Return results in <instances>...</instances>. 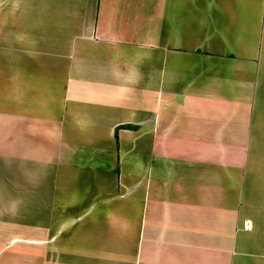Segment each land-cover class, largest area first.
Wrapping results in <instances>:
<instances>
[{
	"label": "crops",
	"instance_id": "crops-1",
	"mask_svg": "<svg viewBox=\"0 0 264 264\" xmlns=\"http://www.w3.org/2000/svg\"><path fill=\"white\" fill-rule=\"evenodd\" d=\"M0 264H264V0H0Z\"/></svg>",
	"mask_w": 264,
	"mask_h": 264
}]
</instances>
